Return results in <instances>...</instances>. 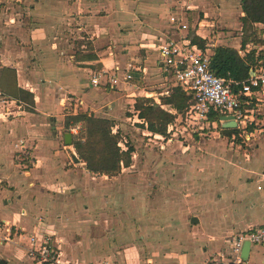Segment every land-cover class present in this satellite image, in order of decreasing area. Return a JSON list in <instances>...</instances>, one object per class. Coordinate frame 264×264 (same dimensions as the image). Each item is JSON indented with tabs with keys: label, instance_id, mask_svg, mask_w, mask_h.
Returning a JSON list of instances; mask_svg holds the SVG:
<instances>
[{
	"label": "crops",
	"instance_id": "1",
	"mask_svg": "<svg viewBox=\"0 0 264 264\" xmlns=\"http://www.w3.org/2000/svg\"><path fill=\"white\" fill-rule=\"evenodd\" d=\"M6 1L8 5L3 3ZM187 1L192 15L194 11L203 13L202 20H196L201 24L198 27L208 22L207 16L218 15L217 21L229 28L221 40L224 46L235 48L240 56L249 51L248 44L241 47L239 32L244 12L240 0ZM168 4L167 0H0V94L8 100V104L0 106L17 103L22 110L16 119L0 122V132H6L5 138L10 139L5 148L9 147V156L22 150L37 158L29 170H14L13 174L5 172L0 163V181L5 182L0 184L1 210L6 211L0 214V221L28 232L38 224V231L44 232L40 234L52 235L64 263L231 264L226 255L232 238L224 252L208 248L183 256H145L138 243L117 244L119 236H128V213L95 211V206L106 200L99 196L101 185L89 179L92 174L78 160L73 146H68L69 151L65 148V132L61 129L66 114L80 111L108 119L120 117L125 107L132 112L130 108L140 93L139 87L124 82L114 89L94 86L90 81L97 71L94 64L105 66L106 59L108 69L113 64L129 65L147 83L158 77L157 45L167 38L181 37L164 19L171 12ZM221 10L225 14H219ZM250 26L263 28L261 23ZM232 29L237 30L236 35ZM83 32L91 33L87 39L97 60H77L72 38H83ZM200 37L205 39L204 35ZM20 89L24 90L22 96L28 97V92L32 97L30 104L21 100ZM26 103L30 108L24 110ZM258 142L254 162L251 164L249 157L238 171L235 186L230 182L236 194L228 199L226 226L216 234H238L264 223V138ZM2 154L1 150L0 157ZM89 187L93 188L89 191ZM16 193V201L22 202L21 210H6ZM106 203L109 205V201ZM90 217L99 233L82 243L75 236L89 234L78 229L85 231V221ZM26 243V239L14 237L12 242L0 245V259L5 264H32L23 254ZM240 257L242 264H264V247L244 245Z\"/></svg>",
	"mask_w": 264,
	"mask_h": 264
},
{
	"label": "rangeland",
	"instance_id": "2",
	"mask_svg": "<svg viewBox=\"0 0 264 264\" xmlns=\"http://www.w3.org/2000/svg\"><path fill=\"white\" fill-rule=\"evenodd\" d=\"M7 2L9 1L3 3L8 5ZM167 2L171 12L164 19L171 24L175 32H179L181 36L189 35L190 37L204 35L209 53H212L216 46L226 45L221 40L229 28L217 21V19L220 20V16L209 15L208 22L205 21L201 27H198L201 24L198 25L196 20H202L203 13L194 11L192 15L189 10L190 2L187 0H167ZM171 8L175 10L172 11ZM220 13L225 14L224 10ZM233 13L230 11V14L233 15ZM173 17H177L179 23H186L188 31L178 30L176 24L172 22ZM239 33L241 38L247 39L249 51L254 50L256 54L260 52L264 56V33L260 32V29L247 25L245 28L242 26ZM232 34L236 35L237 30L232 29ZM89 35L91 33L83 32L80 34L83 38H72L76 57L82 55L81 50H87L86 53L92 52L90 40L87 39ZM74 37H79V34H75ZM258 46L262 48L257 50ZM104 62L106 67L98 62L94 64V70L108 69L107 60L104 59ZM156 62L157 58L155 66ZM113 65L112 68L116 64ZM102 67L104 69H101ZM136 72L132 70L136 80L131 82L139 87L140 93L138 94L137 90L136 97H148L154 103L162 104L163 99L170 95L174 87L166 80L164 81L159 72L155 73L158 77L152 83L140 80ZM107 78L103 75L101 81L104 82ZM134 103L135 100L130 108L132 112L127 111L125 107L120 117L110 119L113 123L112 132L116 135L119 146L123 150L128 146L133 147L130 165L122 166L120 172L113 176L92 173L88 176L89 179L101 185L100 198L105 197L109 201V205L106 200L102 201L101 205H96L95 211L128 213V236H119L120 241L117 244L138 243L145 256L172 253L183 256L191 251L201 253L208 248L224 252L228 240L236 232L216 234V231L225 228L226 215L230 208L228 199L236 194L235 189H230V182L235 186L238 171L242 169L249 157H252L251 164L254 162L253 157L256 153L254 150L258 141L264 138V108H261V113L255 115L257 124L251 125L246 131L241 128L223 129L217 120L213 126L202 119L189 117L185 119L187 109L184 108L179 113H175V118L167 126L165 135L160 136L148 131L147 123L138 116ZM24 106V110L30 108L27 103ZM163 106L171 109L170 106ZM9 107L16 111L15 116L10 115L9 118L1 119L0 122L16 119L22 111L21 108L16 109L13 105ZM74 129L66 132L64 128L61 130L72 135L78 130ZM228 131L234 132L230 135ZM5 135L6 132H0V149L3 152L0 163L4 171L13 174L14 170L21 172L33 167L37 158L27 156L22 150L9 156V147L5 148L9 146L10 139L5 138ZM18 144V147H23L22 142ZM68 146L70 145H65V148L69 151ZM251 151L252 154H250ZM77 167L81 168V166ZM2 183L5 182L0 181V184ZM92 188L87 189L90 191ZM16 196L17 193L14 194L13 201L7 205L6 210H21L22 202L16 201ZM2 204L0 194V214L6 212L1 210ZM192 216H196L199 221L195 224L191 223ZM85 226L87 228L85 231L79 229L78 231L89 232V234L84 237L75 236L77 239H82V243H85L88 237H94L99 233L93 228L97 225L91 217L85 221ZM27 232L28 230L23 231V233ZM24 239L23 237L22 240ZM51 239L48 237L50 244L53 247L58 246L55 240ZM71 239L72 237H69V240ZM63 256L66 257L65 252Z\"/></svg>",
	"mask_w": 264,
	"mask_h": 264
},
{
	"label": "built area",
	"instance_id": "3",
	"mask_svg": "<svg viewBox=\"0 0 264 264\" xmlns=\"http://www.w3.org/2000/svg\"><path fill=\"white\" fill-rule=\"evenodd\" d=\"M178 30L187 29L186 23H179V19L172 18ZM158 72L173 87L181 88L185 93L191 95L192 102L186 110V117L202 119L207 124L215 126L216 121H209L208 114L215 113L222 116H231L234 123L233 128H241L246 131L255 122V115L261 113L264 108V65L262 60L250 71V75L243 81L226 80L213 73L210 69L209 48L203 50L197 44H193L186 36H181L179 40L167 38L156 47ZM131 66L121 67L115 65L114 68L94 71L90 81L94 86L114 89L120 82L131 83L136 80ZM142 71V70H141ZM108 78L103 82L101 77ZM0 103L8 104V100L0 94ZM20 104V102H18ZM16 109L20 107L13 104ZM13 109L9 106H0V120L15 116ZM220 119V118H219ZM258 120V119H257ZM220 121V120H218ZM230 122V121H229ZM76 130V129H74ZM252 134V132H249ZM233 134V133H232ZM21 214H24L23 211ZM42 220L39 218L38 222ZM38 225V224H37ZM36 225V226H37ZM27 233L17 228L16 225L6 221H0V245L10 243L14 237L25 238V255L32 264H67L62 262L59 247H53L48 241V234H40L37 227ZM52 240V239H51ZM54 245V244H53ZM244 245H260L264 247V223L259 226L250 227L245 231L234 235L231 239L230 251L226 257L231 264H242L240 251ZM224 256L223 253L220 254Z\"/></svg>",
	"mask_w": 264,
	"mask_h": 264
},
{
	"label": "trees",
	"instance_id": "4",
	"mask_svg": "<svg viewBox=\"0 0 264 264\" xmlns=\"http://www.w3.org/2000/svg\"><path fill=\"white\" fill-rule=\"evenodd\" d=\"M241 10L244 16L241 18L242 26L261 23L264 33V0H240ZM189 34V33H188ZM193 44H197L201 49L206 48L205 39L199 36L190 37ZM247 39L241 40V47H245ZM92 50V48L90 47ZM77 60H97L93 52L82 54ZM264 56L250 50L243 56L238 51L229 46L219 45L213 48L210 55V69L213 73L226 80L243 81L250 75L251 69L258 65ZM21 100L27 103L32 102V97L27 92L28 97L22 96L24 90L20 89ZM134 109L138 116L147 123L148 131L164 136L167 126L175 118V113L182 109H187L192 102L191 95L185 93L181 88L174 87L168 97L163 99L162 104L154 103L148 97H135ZM163 105L170 106L175 110L166 109ZM220 118L215 113H209L208 119L213 121ZM113 123L110 119L84 112L69 113L64 116V131L78 129L72 134V146L79 161L84 163L85 168L92 174L113 176L120 172L122 166H129L133 147L128 146L123 150L119 146L116 135L112 132ZM234 130V129H232ZM234 131H228L231 135Z\"/></svg>",
	"mask_w": 264,
	"mask_h": 264
},
{
	"label": "water",
	"instance_id": "5",
	"mask_svg": "<svg viewBox=\"0 0 264 264\" xmlns=\"http://www.w3.org/2000/svg\"><path fill=\"white\" fill-rule=\"evenodd\" d=\"M219 120H220L221 126L224 128H232L235 126L233 121H232L231 116H222V117H220ZM64 143L66 145L72 144V135L70 133H64ZM190 222L191 223H197L198 222L197 217H195V216L191 217ZM0 264H5V261L3 259H0Z\"/></svg>",
	"mask_w": 264,
	"mask_h": 264
}]
</instances>
